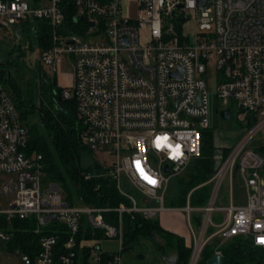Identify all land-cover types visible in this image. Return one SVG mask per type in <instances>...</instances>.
<instances>
[{"label":"built area","instance_id":"obj_1","mask_svg":"<svg viewBox=\"0 0 264 264\" xmlns=\"http://www.w3.org/2000/svg\"><path fill=\"white\" fill-rule=\"evenodd\" d=\"M189 16L196 24L193 38L183 29ZM179 20L181 32L173 26ZM37 21L47 23L49 42L44 48L36 43L39 60L53 72L64 58L70 62L73 81L63 97L75 100L83 144L112 155L97 175L111 178L125 201L98 207L78 197L69 204L54 181L42 186V155L27 153L28 128L0 81V173L13 175L0 190L7 198L0 207L7 223L0 226V250L12 240L11 220L33 218L34 231L57 224L65 237L58 247L60 234L48 232L35 252L7 250L19 264H78L79 257L82 264H121L123 215L157 218L166 209L170 178L200 154L201 132L209 126V67L216 71L221 109L231 115L229 104L237 103L250 124L204 181L212 183L206 203L191 206L187 197L180 207L191 233L187 264H197L213 237L220 255L218 245L237 235L264 247V150H258L264 149V0H0V27L12 36L28 23L29 35L36 37ZM259 134V144L250 146ZM236 174L245 188L243 203L232 202ZM227 176L230 202L218 206ZM192 210L201 213L197 229ZM106 211L117 212L116 224L104 220ZM214 211L224 213L220 222L212 221ZM210 227L215 229L207 233ZM103 238L115 239L117 250L101 249ZM106 253L111 258L104 259Z\"/></svg>","mask_w":264,"mask_h":264},{"label":"trees","instance_id":"obj_2","mask_svg":"<svg viewBox=\"0 0 264 264\" xmlns=\"http://www.w3.org/2000/svg\"><path fill=\"white\" fill-rule=\"evenodd\" d=\"M28 23H24L23 29L26 35H29ZM176 31L181 32L182 21H176L173 24ZM37 34L36 43L39 47H46L49 42L47 23L37 21ZM19 34V32H18ZM20 35V34H19ZM15 35L13 34V41ZM35 44H31L33 47ZM13 47L20 52L21 46H16L13 42ZM13 52L9 51V55ZM6 61L9 62L8 57ZM9 72V71H8ZM8 82L13 91V97L26 108L27 112L36 109L33 102V97L39 99V106L37 110L41 116V123L43 131L36 125L27 126L28 128V146L27 153L33 152L42 155L43 170L49 171L53 174L54 178L63 181L64 177L58 170L56 161L62 165L65 172L70 176L73 182L75 194L66 192L65 199L69 204H75L78 197L84 204L98 206V207H114L120 201H125L121 197L115 187L114 181L108 176L97 175L103 170L100 164H93L83 167L79 163V154L84 149H89L80 139L79 133L81 129L80 120L76 113L75 100L73 97H63L64 88L59 87L55 80L45 78L42 72H35V82L27 81L28 85L25 89L22 88L20 83L9 72ZM38 85V86H37ZM39 88L40 93L36 94V88ZM17 105V104H16ZM250 120L248 121V125ZM214 145L212 142L211 132L207 129L201 132V146L200 154L193 159L190 165V172L187 175V181L184 189L175 198H168L167 202L174 206H183L186 204L188 197L191 206L203 205L208 200L210 191V184H203L215 169L214 162ZM230 148L222 149V157L226 156ZM258 150H264L262 147ZM89 173V178L85 179L84 174ZM63 187L67 185L63 183ZM192 186V187H191ZM62 188V187H61ZM62 189L65 192V189ZM191 189V190H190ZM189 195V196H188ZM104 220L108 223H117V212L106 211L102 212ZM200 214H196L194 222L196 225L200 222ZM123 247L131 246L135 241L140 238L149 239L152 242L156 241L157 237L164 240L163 244H157L161 253L166 250H174L177 253L176 264H187L191 249L185 244L184 238L171 233L164 229L157 218H145L140 214L130 215L124 214L123 217ZM7 223L5 218L0 216V226L6 227ZM10 232H12V240L9 241L10 248L18 247L21 250L35 252L38 249V241L42 234L51 232L59 233V244L65 237V232L57 229V224L50 227L43 226L38 231H34L35 221L33 218H15L11 220ZM214 229L209 228L207 233H211ZM91 230L87 229L85 235L90 236ZM94 235L97 238L102 237V231L95 230ZM219 242L217 237L211 238L207 241L200 253L197 264H206V260L214 253V250ZM61 248V247H60ZM221 253V264H260L264 263V247L254 246L250 241L240 235L233 236L225 242L218 245ZM104 259L111 258L110 254H104Z\"/></svg>","mask_w":264,"mask_h":264},{"label":"rangeland","instance_id":"obj_3","mask_svg":"<svg viewBox=\"0 0 264 264\" xmlns=\"http://www.w3.org/2000/svg\"><path fill=\"white\" fill-rule=\"evenodd\" d=\"M133 8L135 7L134 4L131 5ZM190 17V16H189ZM195 19L191 16L189 19L186 20L184 24V31L189 34L190 38H193L194 27H195ZM19 38L13 41V36L10 34L8 30L0 27V81L5 84L7 87V91L9 95L12 97L14 102L17 104L18 113L21 117V121L24 125H36L43 131L42 123H41V116L39 111L37 110L39 106V99L33 97L34 106L36 109L30 111L28 113L26 108L22 105H18V102L13 97V91L11 86L8 82V74L11 73L12 76L16 77V80L20 83L23 89H25L28 85H26L27 81L35 82V72H42L45 78H49L51 80H55L56 84L59 87L64 88V90H70L73 76H72V68L71 64L67 58H64L62 62L57 66V70L55 72L51 71L50 67L43 64L39 59V51L36 46V39L30 33V35H26L25 31L20 27L19 28ZM16 43V46H21L22 50L18 52L15 47H13ZM33 45V47L31 46ZM13 52L9 55V51L12 50ZM6 57H8V61H6ZM9 71V72H8ZM215 75L216 71L213 67H209L207 69V73L205 75L206 79V89L208 93V128L207 130L211 132L212 142L215 147L214 149V162L217 164L221 157H222V149L229 147L230 149L236 144V142L241 138V136L245 133L248 128V116L237 103L231 102L229 105L231 107V115L228 119H222L219 115V110L224 106V103L217 97L216 89H215ZM38 86V85H37ZM36 94L40 90L37 87L35 90ZM206 130V129H205ZM260 134L258 137H254L251 142L250 146H255L260 142ZM112 155L100 150V151H91L90 149H84L79 154V163L81 166L86 167L93 164H101L105 165L110 162ZM58 170L63 175L64 180H58L54 178L53 174L49 171L44 170L42 177H41V184L42 186H46L49 184L50 181H54L61 190L64 188L63 183L67 185L68 189H65L64 195L66 192H71V194H75V189L73 182L71 181L70 176L65 172L62 165L59 161H56ZM191 165V164H190ZM190 165L181 172L180 174L173 176L170 178L166 190L164 206H169L167 199L176 197L180 194L182 189L187 187V175L190 172ZM13 177L12 174L8 173H0V190L3 182L9 178ZM203 183V182H202ZM201 185L209 183L210 191L208 197L211 195L212 191V183L204 182ZM197 184L195 187L191 188L192 190L197 186H201ZM192 187V186H191ZM230 183L229 177H225L224 180L221 182L217 197L215 200L216 205H227L230 202L229 194H230ZM190 189V190H191ZM233 194V203H243L245 199V188L239 178V174H236L234 179L232 188ZM15 194L10 193L8 195V199L14 200ZM209 199V198H208ZM7 205V198L6 196L0 192V207L5 208ZM200 214V211L192 210L190 212L191 215V223L197 229V225L194 222V217L196 214ZM185 213L176 210H163L161 213L158 214L159 220L163 221L165 226L171 225H184L185 222ZM224 213L223 212H213L212 213V221L220 222L223 219ZM201 220V217H200ZM199 228V227H198ZM215 229L214 227H211ZM163 244L164 240L160 237L156 238L155 242L150 241L146 238H140L138 241H135L131 246L124 248L121 251V264H162L161 260V252L159 251V247L157 244ZM100 247L104 250H117V242L115 239H102L100 241ZM167 251V250H166ZM18 256L17 255H10L7 260L6 264H18ZM253 264V262H251ZM89 264H93L91 259H89ZM264 264V263H260Z\"/></svg>","mask_w":264,"mask_h":264},{"label":"crops","instance_id":"obj_4","mask_svg":"<svg viewBox=\"0 0 264 264\" xmlns=\"http://www.w3.org/2000/svg\"><path fill=\"white\" fill-rule=\"evenodd\" d=\"M242 182V181H241ZM243 184V183H242ZM165 201V200H164ZM166 202V201H165ZM186 202H187V200H186ZM244 202H245V199H244ZM239 203V202H238ZM169 206H165L166 207V209H168V210H176V211H181V212H183V213H185L184 211H182L181 209H180V207H182V206H174V205H171V204H168ZM184 206V205H183ZM166 209H164V211L166 210ZM185 215V222H184V225L185 226H183V225H171V226H165L164 224H163V221H161V220H159V218L157 217V219H158V221H159V223H160V225L164 228V229H166V230H168V231H170L171 233H174V234H177V235H179V236H181V237H183L184 238V241H185V244L186 245H188L189 246V244H190V240H191V233H190V231H189V228H188V225H187V218H186V214H184ZM194 229H195V227H194ZM9 245H11L10 244V242H8V243H5L3 246H2V249L0 250V264H6V260H7V258L10 256V255H6L5 254V252L7 251V250H10V249H12V248H10V246ZM169 252H175L174 250H167L166 252H164V253H162L160 256H161V260H162V264H166L164 261H163V259H162V255L163 254H166V253H169ZM18 264H19V257H18ZM92 261V260H91ZM84 261H83V258L82 257H79L78 258V264H82ZM92 263L93 264H95L93 261H92ZM86 264H89V260H88V262L86 263Z\"/></svg>","mask_w":264,"mask_h":264},{"label":"water","instance_id":"obj_5","mask_svg":"<svg viewBox=\"0 0 264 264\" xmlns=\"http://www.w3.org/2000/svg\"><path fill=\"white\" fill-rule=\"evenodd\" d=\"M203 1V0H201ZM182 5L178 4L177 5V9H179ZM92 24V23H91ZM14 35H15V39H17L19 37L18 34V30L15 29L14 30ZM179 69H181V67H178ZM172 74H174V72H172ZM219 115L222 119H228L230 117V109L229 108H224L221 109L219 111ZM166 169H168V166H165ZM177 253L176 252H169L166 254L162 255V259L166 264H176L177 261ZM206 264H221V255L217 252H214L207 260H206Z\"/></svg>","mask_w":264,"mask_h":264},{"label":"snow or ice","instance_id":"obj_6","mask_svg":"<svg viewBox=\"0 0 264 264\" xmlns=\"http://www.w3.org/2000/svg\"><path fill=\"white\" fill-rule=\"evenodd\" d=\"M145 178L148 179L147 177H145ZM149 182H150V183H154V181H151L150 179H149Z\"/></svg>","mask_w":264,"mask_h":264},{"label":"flooded vegetation","instance_id":"obj_7","mask_svg":"<svg viewBox=\"0 0 264 264\" xmlns=\"http://www.w3.org/2000/svg\"><path fill=\"white\" fill-rule=\"evenodd\" d=\"M19 38V37H18ZM17 40V39H16Z\"/></svg>","mask_w":264,"mask_h":264}]
</instances>
